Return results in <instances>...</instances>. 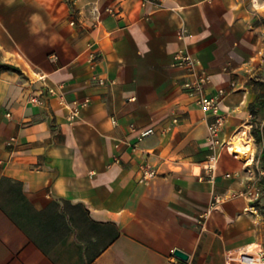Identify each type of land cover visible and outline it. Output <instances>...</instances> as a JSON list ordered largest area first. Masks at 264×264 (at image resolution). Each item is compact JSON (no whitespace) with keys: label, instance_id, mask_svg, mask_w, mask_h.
I'll return each instance as SVG.
<instances>
[{"label":"crops","instance_id":"1","mask_svg":"<svg viewBox=\"0 0 264 264\" xmlns=\"http://www.w3.org/2000/svg\"><path fill=\"white\" fill-rule=\"evenodd\" d=\"M181 51L220 103L215 151ZM258 245L264 0H0V264H242Z\"/></svg>","mask_w":264,"mask_h":264},{"label":"built area","instance_id":"2","mask_svg":"<svg viewBox=\"0 0 264 264\" xmlns=\"http://www.w3.org/2000/svg\"><path fill=\"white\" fill-rule=\"evenodd\" d=\"M89 58L91 62L97 61L99 54L94 50L93 46L89 47ZM177 63L186 68V70L189 72V79L186 80L183 84L184 89L187 91L189 96L195 97L197 96L198 103L201 105L202 109L206 113H212L215 116V120L213 123L209 125V135L207 137V140L211 144V148L215 151L216 147L220 145V141L218 139V132L222 128L225 118L220 113V103L219 101L214 97H208L205 94V88L210 83V76L205 73L201 72L198 69L199 66V60L195 58L191 53L181 51L176 56ZM102 83L103 80H100ZM232 87H236V83L231 84ZM48 92L50 94H55L56 89L54 87H50ZM43 94V92H42ZM41 94V95H42ZM220 95H225L226 90L221 89L219 90ZM63 97V96H61ZM29 101L33 104H41L42 100L39 94H33L31 95ZM89 100H86L84 102H75L71 107V114H70V120L74 121L80 114V111L84 106L88 104ZM10 116V114H8ZM176 123L178 122V119L174 120ZM155 130L154 128H148L140 133V138H144L148 135L154 134ZM11 141H15V138H12ZM218 157L216 152L209 156V164L208 167L212 171L214 170V165L217 162ZM143 179L149 180L151 178H154L156 176V171L149 167H144L143 170ZM227 176H230L229 174ZM260 188L256 187L255 185H252L248 188L245 192L241 194H231L227 196H215L214 197V203H220L223 200L231 199L234 197H237L239 195H253L255 197H259L260 195ZM228 258L230 260H237L242 264H264V249L262 246L258 245L254 248H247L245 251L237 254V255H228Z\"/></svg>","mask_w":264,"mask_h":264},{"label":"bare ground","instance_id":"3","mask_svg":"<svg viewBox=\"0 0 264 264\" xmlns=\"http://www.w3.org/2000/svg\"><path fill=\"white\" fill-rule=\"evenodd\" d=\"M249 148H245V147H243V146H241V145H236V148H232L231 150H234V151H237V152H243V153H245V154H251L250 152H249V150H248Z\"/></svg>","mask_w":264,"mask_h":264},{"label":"water","instance_id":"4","mask_svg":"<svg viewBox=\"0 0 264 264\" xmlns=\"http://www.w3.org/2000/svg\"><path fill=\"white\" fill-rule=\"evenodd\" d=\"M176 256L180 257L181 259H188V255L186 253H184L183 251L181 250H175V253H174Z\"/></svg>","mask_w":264,"mask_h":264},{"label":"trees","instance_id":"5","mask_svg":"<svg viewBox=\"0 0 264 264\" xmlns=\"http://www.w3.org/2000/svg\"><path fill=\"white\" fill-rule=\"evenodd\" d=\"M254 136L255 138L257 139V141L259 140V137H258V132L257 131H254Z\"/></svg>","mask_w":264,"mask_h":264}]
</instances>
